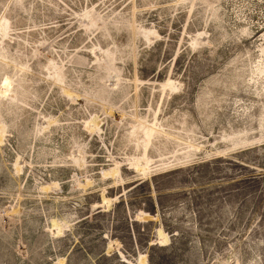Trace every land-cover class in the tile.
Returning a JSON list of instances; mask_svg holds the SVG:
<instances>
[{
  "label": "rangeland",
  "instance_id": "1",
  "mask_svg": "<svg viewBox=\"0 0 264 264\" xmlns=\"http://www.w3.org/2000/svg\"><path fill=\"white\" fill-rule=\"evenodd\" d=\"M0 264H264V0H0Z\"/></svg>",
  "mask_w": 264,
  "mask_h": 264
},
{
  "label": "bare ground",
  "instance_id": "2",
  "mask_svg": "<svg viewBox=\"0 0 264 264\" xmlns=\"http://www.w3.org/2000/svg\"><path fill=\"white\" fill-rule=\"evenodd\" d=\"M56 78H58V74H56ZM175 84L177 83V82H174ZM174 83H173V81H171V80H169V81H167V82H165L164 83V85H167V86H169V87H171V88H175V86H174ZM177 86V85H176ZM140 125V124H139ZM141 129V128H140ZM139 137V136H138ZM219 152V151H218Z\"/></svg>",
  "mask_w": 264,
  "mask_h": 264
}]
</instances>
